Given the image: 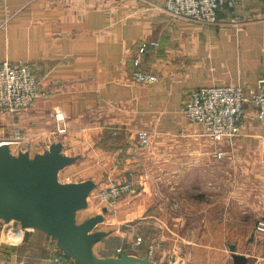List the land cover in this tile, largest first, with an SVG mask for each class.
Returning <instances> with one entry per match:
<instances>
[{"label": "crops", "instance_id": "crops-1", "mask_svg": "<svg viewBox=\"0 0 264 264\" xmlns=\"http://www.w3.org/2000/svg\"><path fill=\"white\" fill-rule=\"evenodd\" d=\"M165 1L0 0V64H31L48 93L29 112L0 111L1 136L24 135L9 151L27 154L26 167L61 144L71 162L58 177L94 184L74 224L96 219L86 234L97 239L98 261L234 264L237 254L264 264L255 233L264 219V123L249 108L240 136L217 143L183 113L199 87L264 86V0H243L211 26L170 17ZM143 42L158 46L141 54ZM137 72L157 81L139 82ZM126 182L136 195L95 205L101 190ZM13 227L25 231L18 245L3 239ZM19 262L77 264L47 230L0 218V264Z\"/></svg>", "mask_w": 264, "mask_h": 264}, {"label": "built area", "instance_id": "built-area-1", "mask_svg": "<svg viewBox=\"0 0 264 264\" xmlns=\"http://www.w3.org/2000/svg\"><path fill=\"white\" fill-rule=\"evenodd\" d=\"M243 0H166L162 9L172 18L191 20L201 25H217L222 12L239 8ZM157 47V42H143L139 52L143 54L148 47ZM139 61L135 62L138 65ZM137 81L155 83V75L143 72L135 73ZM48 96L41 90V78L33 66L27 62L15 63L9 60L0 64V111L16 114L29 112L37 100ZM256 112V119L264 123V86L245 88L237 84L213 85L194 89L183 107L187 120L200 125L206 137L214 142H232L240 136L243 119L248 109ZM59 120L61 119L58 115ZM65 132V129L62 130ZM138 140L142 148L151 145L150 134L146 130L138 131ZM24 135L15 130L10 139H5L0 132V146L20 145ZM225 152H218L217 157L223 158ZM136 195L137 189L131 183H114L96 196L97 207L114 202L125 195ZM255 233L264 237V219L255 224ZM25 238V231L9 228L3 233V239L10 245H18ZM141 245L143 238L136 240ZM120 251V250H119ZM150 254L153 249L150 248ZM17 264H34L19 262Z\"/></svg>", "mask_w": 264, "mask_h": 264}, {"label": "water", "instance_id": "water-1", "mask_svg": "<svg viewBox=\"0 0 264 264\" xmlns=\"http://www.w3.org/2000/svg\"><path fill=\"white\" fill-rule=\"evenodd\" d=\"M53 147L51 154L37 158L34 167H26L27 154L17 158L10 154L9 145L0 146V218L21 220L24 228L35 226L47 230L77 264H156L148 257L124 255L115 261H98L93 257L90 248L96 238L87 236L86 230L96 219L87 226L76 227L74 214L88 207L94 184L90 181L59 184L58 172L71 160L60 153L61 144ZM231 250L234 252L233 247ZM233 259L234 264L247 263L242 255L235 254Z\"/></svg>", "mask_w": 264, "mask_h": 264}, {"label": "rangeland", "instance_id": "rangeland-1", "mask_svg": "<svg viewBox=\"0 0 264 264\" xmlns=\"http://www.w3.org/2000/svg\"><path fill=\"white\" fill-rule=\"evenodd\" d=\"M166 2V1H165ZM164 2V3H165ZM58 181H59V184H62V185H71V184H77V183H73V182H69V181H64L63 179H60L59 177H58Z\"/></svg>", "mask_w": 264, "mask_h": 264}, {"label": "trees", "instance_id": "trees-1", "mask_svg": "<svg viewBox=\"0 0 264 264\" xmlns=\"http://www.w3.org/2000/svg\"><path fill=\"white\" fill-rule=\"evenodd\" d=\"M232 11H234V10H227L226 12H232ZM225 12V11H224Z\"/></svg>", "mask_w": 264, "mask_h": 264}]
</instances>
